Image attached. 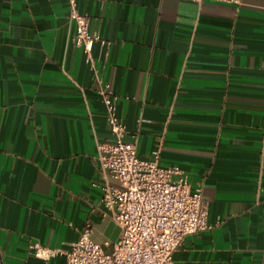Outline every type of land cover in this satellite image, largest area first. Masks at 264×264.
Returning <instances> with one entry per match:
<instances>
[{"label":"crops","instance_id":"crops-1","mask_svg":"<svg viewBox=\"0 0 264 264\" xmlns=\"http://www.w3.org/2000/svg\"><path fill=\"white\" fill-rule=\"evenodd\" d=\"M139 157L200 186L210 228L173 264H264V0H76ZM66 0H0V264H65L89 222L109 252L95 142L110 138ZM109 182H115L108 179ZM106 213V216H102Z\"/></svg>","mask_w":264,"mask_h":264},{"label":"built area","instance_id":"built-area-1","mask_svg":"<svg viewBox=\"0 0 264 264\" xmlns=\"http://www.w3.org/2000/svg\"><path fill=\"white\" fill-rule=\"evenodd\" d=\"M66 4L72 42L81 49L93 73L94 91L104 107L110 138L95 142L101 174L98 187L101 203L119 227V236L111 250L104 252L91 239L90 223L85 222L77 238L63 250L34 244V255L46 259L60 251L65 264H173L172 253L183 237L211 227L201 188L191 187L178 167L160 166L158 149L148 158L138 156L132 137L125 138V125L116 113L117 96L94 69L92 44L108 42L89 30L88 18L78 11L76 0H66Z\"/></svg>","mask_w":264,"mask_h":264}]
</instances>
